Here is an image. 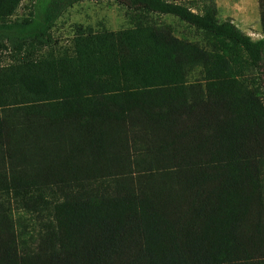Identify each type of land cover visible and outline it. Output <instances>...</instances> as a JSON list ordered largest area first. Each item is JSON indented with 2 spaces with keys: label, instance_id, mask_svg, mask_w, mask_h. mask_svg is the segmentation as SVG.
I'll return each instance as SVG.
<instances>
[{
  "label": "trees",
  "instance_id": "16d2710c",
  "mask_svg": "<svg viewBox=\"0 0 264 264\" xmlns=\"http://www.w3.org/2000/svg\"><path fill=\"white\" fill-rule=\"evenodd\" d=\"M23 1L0 0V264H264V40L215 0H116L133 27L58 52L80 0Z\"/></svg>",
  "mask_w": 264,
  "mask_h": 264
},
{
  "label": "rangeland",
  "instance_id": "374dc122",
  "mask_svg": "<svg viewBox=\"0 0 264 264\" xmlns=\"http://www.w3.org/2000/svg\"><path fill=\"white\" fill-rule=\"evenodd\" d=\"M36 1L24 0L13 18L29 14ZM216 4L221 21L231 19L243 32L250 35L254 40H264L258 0H216ZM158 22L161 25L171 26L175 34L181 38L194 41L200 40V35L194 28H191L175 16H161ZM77 25H84L95 30L103 28L121 30L133 27L134 21L128 12V8L116 0H80L68 7L57 20L52 31L55 41L53 44L54 50L59 52L70 46ZM51 49V47H46L43 52ZM11 62L8 51L0 53V67H4ZM197 76H199L198 73L195 74V77ZM48 146L49 157L56 156L59 150L58 147L60 146L59 143L49 142ZM116 164L119 166L123 165V163H120V160ZM131 168L133 171L136 170V165ZM127 170H129V167ZM138 174L133 175L134 181L138 182ZM12 206L14 207L16 221H18L21 212L15 208V201L12 202ZM32 224L34 225V222ZM33 225H28L29 229L27 231H32Z\"/></svg>",
  "mask_w": 264,
  "mask_h": 264
},
{
  "label": "crops",
  "instance_id": "0c3cea01",
  "mask_svg": "<svg viewBox=\"0 0 264 264\" xmlns=\"http://www.w3.org/2000/svg\"><path fill=\"white\" fill-rule=\"evenodd\" d=\"M216 1V0H215ZM259 1V0H258ZM259 9H260V4H259ZM219 11V10H218ZM219 13V12H218ZM219 16V15H218ZM260 19H261V12H260Z\"/></svg>",
  "mask_w": 264,
  "mask_h": 264
}]
</instances>
